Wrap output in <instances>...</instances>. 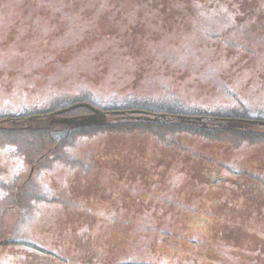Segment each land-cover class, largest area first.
Instances as JSON below:
<instances>
[{
	"label": "rangeland",
	"instance_id": "1",
	"mask_svg": "<svg viewBox=\"0 0 264 264\" xmlns=\"http://www.w3.org/2000/svg\"><path fill=\"white\" fill-rule=\"evenodd\" d=\"M261 2L0 0V116L19 117L50 106L60 111L76 102L95 107L127 102L166 109L179 104L177 113L204 110L208 116H223L240 105L248 109L249 117L264 118V14L248 12L245 6ZM86 109L74 108L17 125L6 121L0 126V206H13L5 213L0 208V232L33 243L48 235L43 246L58 261L63 257V264L78 263L74 247L79 239L99 249L98 259L104 264L127 256L156 259L155 239L144 233L148 222L129 227L132 232L125 246L115 238L119 231L110 228L111 211L121 210L118 215L122 217H115L118 220L127 218L121 206L130 205L124 199L137 186L126 181L129 154L141 150L142 157H153L155 164L175 163L179 171L189 168L196 179L178 175L166 189H148L151 195L189 202H207L214 192L205 179L197 178L204 159L211 161L210 166L222 164V174L238 169L264 177V127L259 125L243 129L237 121L220 119L207 121L204 131L120 119L103 130L84 131L82 126L93 120L81 121L73 114H87ZM7 128L14 133L4 132ZM175 145L189 153H163L164 157L157 158L163 148L175 150ZM34 166L38 168L31 173ZM162 169L158 165L148 177L165 175ZM177 182L179 187H174L172 183ZM140 184L136 193L146 188ZM202 191L204 196L197 199ZM258 194L264 203V191ZM78 203L88 206L87 210L77 208ZM27 209L32 211L30 217L25 216ZM226 209L230 215L246 216L242 226L231 231L245 232L246 224L248 230L260 233L256 244L260 257L264 206L250 209L241 204ZM146 210L145 220L154 222L149 216L152 209ZM166 219L161 223L163 230L171 227ZM82 220L86 222L80 224ZM113 240H117L115 246ZM240 251H248L242 259L252 256L250 249L240 247ZM263 259L259 264H264Z\"/></svg>",
	"mask_w": 264,
	"mask_h": 264
},
{
	"label": "flooded vegetation",
	"instance_id": "2",
	"mask_svg": "<svg viewBox=\"0 0 264 264\" xmlns=\"http://www.w3.org/2000/svg\"><path fill=\"white\" fill-rule=\"evenodd\" d=\"M131 109L133 110V108L123 110L128 113L127 111ZM126 116L129 115L126 114ZM108 117L112 121L124 118L117 114H109ZM169 120H172V118ZM122 121L140 123L135 121L134 117L122 119ZM110 124L107 123V127H111ZM159 124L162 126L170 125L172 129L176 126V121L173 120L169 123ZM185 125L189 127V124ZM179 151L185 150L178 148L177 145H175V150L171 147L169 150L163 148V151L161 150L157 153L160 155L157 158L164 157L165 155L163 153L171 155L173 152L178 153ZM185 152L189 153V150ZM142 156L141 150L138 154L128 155L127 161L130 163H128L129 166L126 169V181L127 184L136 183L137 186H139L138 182L141 181L140 186L146 188L143 189L138 187L139 190L137 193L135 189L137 186L132 187L133 190L131 192L127 190L129 195L124 199V203L130 205L126 206L124 204L125 206L121 207L125 208L126 212H128V216L121 221L116 219L122 217L118 215L121 210H110L112 213L110 228L111 230L115 229L119 231L116 235L114 234L115 238L121 240L125 246L128 243V236L132 232L129 227L138 222V224L133 227L134 229L140 227L141 223L148 222L146 227H142L144 228L145 234L153 236L155 239L152 243L155 242V249H157L158 253L154 261H150L151 259L140 261L134 259V257L127 256L120 260H115L110 264H259L261 259L256 247L258 232L231 231V224L229 221L232 218H238V216L227 215L230 211L226 209L227 207H236L241 204L250 206V209L259 208V206H261V200L258 198L259 189L255 180L243 173L238 175L222 174L221 164L214 163V165L210 166L211 161L209 159H204L197 171L199 175L197 178L202 177L205 179L207 188L210 190L214 189L211 199H208L207 202L199 199L201 196H204L201 194L205 193V191L199 193L197 196L199 200H193V202H189V199H187V201L175 199L174 197L173 199L171 195H168L171 197L165 195H151V191L148 190L149 187H158L159 190H163L166 189L165 186L170 183L172 178L178 175H184L187 179H189V174L192 178H194V176L192 173H189V168H186L184 171H179L175 163H171L168 166L162 163L155 164L153 157L143 158ZM159 160H157V162ZM133 162H138L139 164L135 166ZM153 164L155 165L152 166ZM158 165L164 168L162 171H166V174L161 177L156 175L150 179L151 177H148V175H154L155 168ZM36 167L38 168V166H34L33 170ZM173 168H176V170L172 171ZM33 170L32 173L34 172ZM198 183L201 182L199 181ZM172 184L174 187H179L178 182ZM236 186L241 188L234 191ZM206 193L209 195V191ZM132 204L134 206H131ZM76 206L77 208H82L84 211L87 210L88 207L81 206L80 203L76 204ZM0 208L2 209L1 206ZM10 208L13 209V206L4 207L2 213H5ZM147 208L152 209L149 212V216L152 217L154 222L145 220ZM104 211L107 212L106 210ZM31 214L32 211L29 210L25 216L30 217ZM1 217L2 214H0V218ZM165 218L169 219V221L166 219V222H170L171 227L163 230L164 224L161 223L165 222ZM83 222H86V220H82L80 224ZM238 222H241V220H238ZM113 225H116L115 228H113ZM43 239H49V236L45 235ZM43 239L33 243L21 237H11L7 233L4 237L0 236V264H51L54 259L57 260L55 264H63L65 259L62 257L61 260L58 261L57 255L51 251L49 247L45 248V246H43ZM250 239L254 240L255 243L252 244ZM117 240H113V246L117 244ZM87 243L88 241L83 239H79L75 242V255L78 254L76 257L78 259L77 264H104L98 259V253H100L99 249L97 250L96 247H92ZM248 245H253L254 247L249 248ZM240 247L251 250L249 253L252 256L249 257L248 261L246 258L242 259V256H247L248 251L241 252ZM83 248H85L86 251ZM128 250L130 249H124L125 252ZM164 250L166 253H163ZM167 252H169V257ZM260 256L261 258L264 256V251Z\"/></svg>",
	"mask_w": 264,
	"mask_h": 264
},
{
	"label": "trees",
	"instance_id": "3",
	"mask_svg": "<svg viewBox=\"0 0 264 264\" xmlns=\"http://www.w3.org/2000/svg\"><path fill=\"white\" fill-rule=\"evenodd\" d=\"M249 10H250V8H249ZM257 11H262V12H264V4L261 2L260 3V5L259 6H257ZM78 100H80V99H78ZM125 104H128V103H123V106H125ZM148 105V104H147ZM146 105V103H139V106H143V107H145V108H147V109H149V110H151V111H158L157 109H166V108H164V107H159V108H156V107H154V106H147ZM96 106H98V107H100V108H102V109H110L111 108V106L110 107H101V106H99V105H96ZM174 106V108L173 109H177V108H181V106L179 105V104H175V105H173ZM55 107H57V106H50L49 107V109H54ZM240 109H241V106L239 107ZM242 111V110H241ZM33 112H35V111H31V110H28L27 112H23V114L22 115H18V116H20V118H18V120L19 119H22L23 117H25V116H28V115H30L31 113H33ZM205 111H203V113H204ZM226 116H229V115H231V116H243L239 111H238V109H235V111H234V108H233V110H232V108H230V109H228L227 110V112L226 113H224ZM216 115V114H215ZM13 116V115H12ZM108 122H111V121H108ZM83 128V130L84 131H93L94 130V128H92V129H86L87 127H82ZM204 131H206V129L204 130ZM210 132V131H209ZM244 132H251V131H245L244 130ZM8 134H13L14 132H12V131H10V130H8V132H7ZM40 133H41V135H43L42 134V132L40 131ZM57 133V132H56ZM252 133V132H251ZM57 135V134H56ZM44 136V135H43ZM248 137H250L249 135H247ZM264 136V135H263ZM252 137H253V135H252Z\"/></svg>",
	"mask_w": 264,
	"mask_h": 264
},
{
	"label": "water",
	"instance_id": "4",
	"mask_svg": "<svg viewBox=\"0 0 264 264\" xmlns=\"http://www.w3.org/2000/svg\"><path fill=\"white\" fill-rule=\"evenodd\" d=\"M76 106H87L88 108H90V110L92 111V114H90L88 116H85L86 117V120L88 122H90L91 120H93L94 122L104 121L105 114L100 109H97V108L91 106L90 104L84 103V102H82V103H76V104H74V105H72V106H70V107H68L66 109L57 111L55 113H60V112L69 110V109H71L73 107H76ZM178 117L181 118L184 121H187V122H189V121H195L194 119H198V120L201 119V117H187V116H180V115ZM146 118L148 119V117H146ZM149 119L156 120L157 117H152V118H149ZM253 122H255V121H253ZM260 123H263V122H260Z\"/></svg>",
	"mask_w": 264,
	"mask_h": 264
}]
</instances>
